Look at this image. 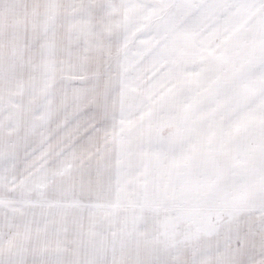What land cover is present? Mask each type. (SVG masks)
Here are the masks:
<instances>
[{"label": "snow or ice", "instance_id": "snow-or-ice-1", "mask_svg": "<svg viewBox=\"0 0 264 264\" xmlns=\"http://www.w3.org/2000/svg\"><path fill=\"white\" fill-rule=\"evenodd\" d=\"M0 264H264V0H0Z\"/></svg>", "mask_w": 264, "mask_h": 264}]
</instances>
